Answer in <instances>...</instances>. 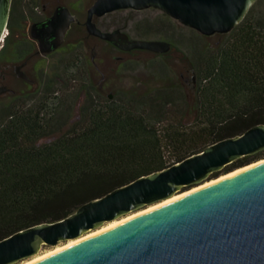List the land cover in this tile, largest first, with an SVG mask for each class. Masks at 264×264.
Returning a JSON list of instances; mask_svg holds the SVG:
<instances>
[{
  "label": "trees",
  "instance_id": "trees-1",
  "mask_svg": "<svg viewBox=\"0 0 264 264\" xmlns=\"http://www.w3.org/2000/svg\"><path fill=\"white\" fill-rule=\"evenodd\" d=\"M80 58L55 66L23 104L0 107V240L264 124V18L252 7L219 46L195 55L189 92L164 87L108 99ZM262 157L264 150L223 171Z\"/></svg>",
  "mask_w": 264,
  "mask_h": 264
},
{
  "label": "water",
  "instance_id": "water-1",
  "mask_svg": "<svg viewBox=\"0 0 264 264\" xmlns=\"http://www.w3.org/2000/svg\"><path fill=\"white\" fill-rule=\"evenodd\" d=\"M257 0H96L85 21L89 34L130 51L169 50L164 40L130 39L101 31L92 18L120 9H159L202 35L235 28ZM11 0H0V42ZM71 17L65 10L32 26L43 54L63 42ZM264 150V124L207 145L202 151L118 186L72 214L17 231L0 240V264H16L76 239L104 223L161 202L264 157L223 171ZM217 175L211 176L212 173ZM33 264H264V163L119 224Z\"/></svg>",
  "mask_w": 264,
  "mask_h": 264
},
{
  "label": "flooded vegetation",
  "instance_id": "flooded-vegetation-1",
  "mask_svg": "<svg viewBox=\"0 0 264 264\" xmlns=\"http://www.w3.org/2000/svg\"><path fill=\"white\" fill-rule=\"evenodd\" d=\"M96 0H11L9 17L6 24L7 34L0 43V107L13 103L23 104L30 97L36 95L43 86L42 74L46 70L54 71L59 65L61 58L49 63V58L55 55L60 57L68 55L73 51L84 48L86 38H94L103 42L106 54L111 55L116 61L110 75L118 76L127 66L126 56H134L138 53H150L156 56L168 55L178 46L165 37H151L147 33L154 27L161 28L165 19L172 20L159 9L149 7L141 10L132 8L120 9L106 13L101 16L94 15L92 21L101 31L120 30L128 35L130 39L164 40L170 43L168 51L155 53L145 49H132L125 51L113 43L91 35L86 29V18L88 9ZM65 10L69 13L71 21L64 36L62 44L54 51L43 54L39 51V41L32 35V26L52 17L57 11ZM148 10H157L162 16L151 24L148 18L137 17ZM125 14V15H124ZM120 17L113 21V17ZM174 20V19H173ZM156 26H155V25ZM189 28V27H188ZM192 29V28H190ZM194 30V29H193ZM220 34V33H215ZM212 34V35H215ZM208 35V36H212ZM206 36V35H204ZM92 55L87 52L81 54L80 60L86 67L87 74L100 77L94 86L97 91L108 99H111L115 92L109 90L110 83L106 80V74L101 69L105 63V56H98L94 49ZM189 67L193 75L189 81L192 89L195 85V58L189 59ZM51 77V76H50ZM184 85V84H183ZM118 92V91H117Z\"/></svg>",
  "mask_w": 264,
  "mask_h": 264
},
{
  "label": "rangeland",
  "instance_id": "rangeland-1",
  "mask_svg": "<svg viewBox=\"0 0 264 264\" xmlns=\"http://www.w3.org/2000/svg\"><path fill=\"white\" fill-rule=\"evenodd\" d=\"M252 14L264 18V0H257L252 5ZM135 16L138 18L141 16L148 18L149 22L153 24L152 20L155 21L157 18L162 16V13L157 10H148L139 14L137 13ZM119 18L120 17L115 16L112 18V20L116 21ZM163 22L165 27H154L147 33V35L151 37L168 38L173 41L178 46V48L171 51L170 54L164 56H156L154 54L145 52L138 53L134 56H126L128 64L116 77L110 75V70H112L114 67L116 60L111 55L109 56L106 54L103 42H99L94 38H86L83 49L79 51H73L68 55L64 54L63 56H65L66 60L59 63L58 66L61 68L64 64L68 63L69 59H74L76 56L80 58L81 54L85 52H87L88 55H92L93 52L91 49H94L95 52H97V57L106 55L105 63L101 65V69L106 74L107 82L110 83L109 90H113L115 94L117 91L147 93L154 89L164 87H183L185 91L189 92L191 88L189 87L188 83L191 79V75H193L189 67V59L191 58L194 60L195 55H197V53L201 50L206 51L219 46L220 43L226 39L227 33L204 36L196 30L190 29L180 24L176 20L165 19ZM59 58L63 57H60V55L57 54L54 57L49 58L48 61L50 63ZM46 72V74L44 73L41 76L43 80L44 78H49L50 76L53 77V75L56 74V70H46ZM87 76L93 83L98 81L100 78H94V76H91L90 74H87ZM76 116L77 111L75 109L72 117L74 118ZM185 117L186 119H189V116ZM129 214L123 215L122 217H125ZM106 224L107 223H104L101 226ZM65 242L67 241L60 242L55 246L42 245L38 253L29 258H25L16 264L22 263L23 261L31 259L36 255L49 251L56 246L64 244Z\"/></svg>",
  "mask_w": 264,
  "mask_h": 264
},
{
  "label": "bare ground",
  "instance_id": "bare-ground-1",
  "mask_svg": "<svg viewBox=\"0 0 264 264\" xmlns=\"http://www.w3.org/2000/svg\"><path fill=\"white\" fill-rule=\"evenodd\" d=\"M263 163H264V158L254 162V163H251L249 165H246L244 167L238 168V169H236V170H234L232 172H229L227 174L221 175L220 177H218L216 179H213V180H210L208 182H205V183H203V184H201L199 186L193 187V188H191L190 190H188L186 192L175 194L174 196H172V197H170L168 199H165V200H163L161 202L149 205L146 208H143L141 210H138V211H135L133 213H130L129 215H127L125 217H122V218H120L118 220L110 221L106 225H103V226H101V227H99V228H97L95 230L87 232V233L81 235L80 237H78L76 239L68 240L67 242H65L64 244H62L60 246H56V247H54L53 249H51L49 251H46V252L41 253L39 255H36L35 257H32L31 259L25 260V261H23L22 263H19V264H33L35 262L43 260V259L51 256L52 254H54V253H56L58 251H61V250L65 249V248H68V247H70L72 245H75V244H77L79 242H82V241H84V240H86V239H88L90 237H93V236H95L97 234H100V233H102V232H104V231H106L108 229H111V228H113V227H115V226H117L119 224H122L124 222L129 221V220H132V219H134V218H136V217H138V216H140L142 214H145V213H147V212H149L151 210L159 208V207H161V206H163L165 204H168V203H170V202H172L174 200H177V199H179V198H181V197H183L185 195H188V194H191V193L196 192L198 190H201L203 188H206V187H208V186H210L212 184H215V183H217L219 181H222V180H225L227 178L233 177V176H235V175H237L239 173H242V172H244L246 170H249L251 168L260 166Z\"/></svg>",
  "mask_w": 264,
  "mask_h": 264
},
{
  "label": "built area",
  "instance_id": "built-area-1",
  "mask_svg": "<svg viewBox=\"0 0 264 264\" xmlns=\"http://www.w3.org/2000/svg\"><path fill=\"white\" fill-rule=\"evenodd\" d=\"M6 34H7V29L3 32L1 42H2L3 38L6 36ZM1 42H0V43H1Z\"/></svg>",
  "mask_w": 264,
  "mask_h": 264
}]
</instances>
